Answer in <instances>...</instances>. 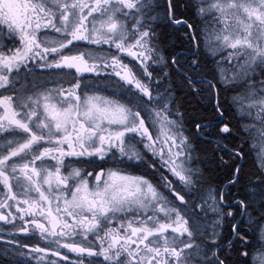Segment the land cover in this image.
<instances>
[{"label": "snow or ice", "instance_id": "6c2138e0", "mask_svg": "<svg viewBox=\"0 0 264 264\" xmlns=\"http://www.w3.org/2000/svg\"><path fill=\"white\" fill-rule=\"evenodd\" d=\"M0 264H264V0H0Z\"/></svg>", "mask_w": 264, "mask_h": 264}, {"label": "trees", "instance_id": "16d2710c", "mask_svg": "<svg viewBox=\"0 0 264 264\" xmlns=\"http://www.w3.org/2000/svg\"><path fill=\"white\" fill-rule=\"evenodd\" d=\"M189 103L191 104L192 107H197V105L195 104V101L192 100L191 98H189ZM227 116H228V121L230 122V125L235 127L237 124V121L234 120L231 110H228ZM248 163H249V166H251V161H249ZM219 178L223 179V174H221Z\"/></svg>", "mask_w": 264, "mask_h": 264}, {"label": "flooded vegetation", "instance_id": "af4514ba", "mask_svg": "<svg viewBox=\"0 0 264 264\" xmlns=\"http://www.w3.org/2000/svg\"><path fill=\"white\" fill-rule=\"evenodd\" d=\"M161 2H162V0H161ZM173 39H174V37H172ZM195 101V104L197 105V101L196 100H194ZM232 112V111H231ZM232 115H233V113H232ZM233 118H234V120L235 121H237V118L235 117V116H233ZM225 123H230L229 121H228V116L226 117V119H225V121H224ZM73 254H71V253H69V256H72Z\"/></svg>", "mask_w": 264, "mask_h": 264}]
</instances>
